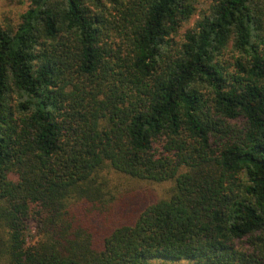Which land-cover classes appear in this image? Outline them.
<instances>
[{"label":"trees","instance_id":"16d2710c","mask_svg":"<svg viewBox=\"0 0 264 264\" xmlns=\"http://www.w3.org/2000/svg\"><path fill=\"white\" fill-rule=\"evenodd\" d=\"M197 4L0 24V264H264V0Z\"/></svg>","mask_w":264,"mask_h":264},{"label":"rangeland","instance_id":"374dc122","mask_svg":"<svg viewBox=\"0 0 264 264\" xmlns=\"http://www.w3.org/2000/svg\"><path fill=\"white\" fill-rule=\"evenodd\" d=\"M208 0H198L197 4V14L194 17V20L198 18V13L205 9ZM29 5V0H0V24L7 26H14L19 21V16L26 10ZM137 184V185H136ZM131 183V187L138 190L140 189L145 193L144 198H150V193H159L161 188L158 185L152 184H141V183ZM141 186H143L141 188ZM146 190V191H144ZM141 193V192H140ZM138 195H141V194ZM33 228L30 230V234H33ZM176 264V263H175ZM179 264H184L179 262Z\"/></svg>","mask_w":264,"mask_h":264}]
</instances>
